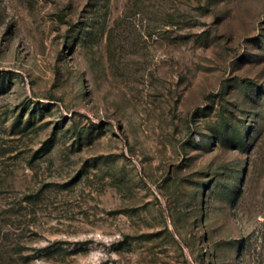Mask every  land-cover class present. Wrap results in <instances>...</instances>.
Wrapping results in <instances>:
<instances>
[{"label":"rangeland","instance_id":"obj_1","mask_svg":"<svg viewBox=\"0 0 264 264\" xmlns=\"http://www.w3.org/2000/svg\"><path fill=\"white\" fill-rule=\"evenodd\" d=\"M0 264H264V0H0Z\"/></svg>","mask_w":264,"mask_h":264}]
</instances>
